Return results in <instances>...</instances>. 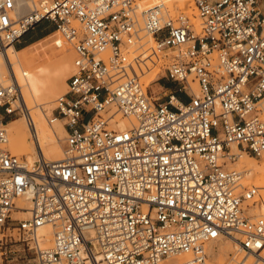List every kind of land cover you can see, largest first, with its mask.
Wrapping results in <instances>:
<instances>
[{"label": "built area", "instance_id": "obj_1", "mask_svg": "<svg viewBox=\"0 0 264 264\" xmlns=\"http://www.w3.org/2000/svg\"><path fill=\"white\" fill-rule=\"evenodd\" d=\"M193 1L200 32L165 5L139 13L135 0H39L24 16L0 0V54L43 22L75 52L51 114L67 132L59 162L11 151L8 120L35 124L14 72L0 84L1 257L18 260L13 228L33 264H210L220 239L237 245L236 264H264V213L253 215L264 187L231 167L264 160V0ZM142 32L156 41L152 57L132 56ZM164 58L159 81L177 86L166 103L141 80Z\"/></svg>", "mask_w": 264, "mask_h": 264}, {"label": "bare ground", "instance_id": "obj_2", "mask_svg": "<svg viewBox=\"0 0 264 264\" xmlns=\"http://www.w3.org/2000/svg\"><path fill=\"white\" fill-rule=\"evenodd\" d=\"M190 2L191 0H157L156 3L154 2L155 4L153 7L160 3H163L168 6L167 8H170V10H172L173 8H175V5L179 3L181 6L187 8V5H189ZM17 5L18 14L20 16H24L26 15L24 12H29L30 8L34 7L35 2L34 0H17ZM197 30L200 31L201 29ZM154 41V38L151 36L147 41L141 44L143 47V51H141L140 55H142L143 57H152L151 55L155 52V49L157 47H155ZM146 45L147 47H144ZM15 48V46L11 45L6 50H3V52L0 54V84L4 86L10 85L14 79V72L18 83L22 88L24 104L29 110L32 120L34 121L35 131H33V129L31 128L29 129L24 116H20L8 122V131L13 133V139L10 143L11 150L19 156L27 157L29 162L35 161L39 156H43V158H45L49 162H59L65 157V149L62 147L61 143L63 139L67 137V132L64 128V123L61 120L51 122L50 119L49 121L46 109L42 108L43 102L41 103V100L43 99L39 98H41L42 94L47 90L48 84H52V86L54 87V83H56L60 79L67 78L68 64L66 63V61H62L59 65V68L57 67V70L53 69L56 70L55 72L51 74L47 73L49 74L48 77L44 76L43 73L34 72L31 74H27L20 60L19 53ZM136 51L140 52L139 49H136ZM133 55L136 54H133L132 51V56ZM153 59L155 58H152L151 61ZM147 65L151 66L150 62H147ZM146 74H148V71L145 72V75ZM192 88L196 90V87H193V85ZM66 92L57 96L56 99L66 94ZM177 101L178 99L175 98V103ZM32 109L36 110L35 113H32ZM17 125L19 126L18 128H12V126ZM24 125L28 129L29 136L31 137L29 141L27 140V134H25L24 136H18L17 134L20 128H22V126ZM128 125L129 123L127 121L120 120L118 128L126 129ZM9 126H11V128H9ZM242 158H245L244 160H242V162L245 163L246 166L241 169L250 171V179H252L256 184L264 186V161L259 163L255 159L247 156H243ZM242 158L239 159V162ZM250 184L253 183L251 182ZM28 206L29 205L26 204L25 206H23V208H28ZM257 214L259 216V212ZM15 217L19 219H26L28 215L26 212H19L15 215ZM40 235L46 237V246L42 248H46L47 245L48 247L51 246V241L53 240L54 235L53 229L49 226L44 227L40 230ZM232 249H234L235 252L239 251L237 245L234 242L226 239H220L218 242L211 244L209 247V252L211 255L210 263L231 264V261L227 263L225 259L228 256V253L232 251ZM179 259L183 261L184 258L181 257Z\"/></svg>", "mask_w": 264, "mask_h": 264}, {"label": "rangeland", "instance_id": "obj_3", "mask_svg": "<svg viewBox=\"0 0 264 264\" xmlns=\"http://www.w3.org/2000/svg\"><path fill=\"white\" fill-rule=\"evenodd\" d=\"M38 1L39 0H34L35 5L37 4ZM156 1L157 0H135V3H136V6L139 8V13H140L146 9L153 8ZM192 3H193V5H192ZM158 5H165V4L160 3ZM165 7H168V6L165 5ZM32 8L33 7H31L30 10ZM185 8L186 7L181 6L178 3L175 5V8H173L170 11H172L171 13H173V14H180V13L185 14L190 19V22L195 26V28H197L199 30L202 29L203 23H202V20L199 16V12L195 6L194 1L191 0L189 5H187V8L186 9ZM24 13L27 14L28 12L26 13V11H25ZM142 27H143V24H142ZM200 31L197 30V32H200ZM141 37H142V40H140L138 43H136L134 45V47L132 48L133 54H136L133 56H137L138 53H139L138 55H140L141 51H143V47L141 44H143L145 41H147L151 37V35L148 34L147 32H142ZM154 44L156 47L157 46L156 41H154ZM18 46H22L27 51L32 52L33 56L29 61L24 60L22 57V62L24 63L27 71H31L32 73H34V72L35 73H43L44 76L48 77L49 74L55 72L59 68V65L62 61H66V63L68 64L67 65L68 66L67 78L66 79H60L59 81L54 83V87L52 86V84H48L47 90L42 94L41 98H39V99H43V100H41V103L43 102L42 108L46 109V113L48 114V119L50 121L52 111L54 110V108L56 106V100H57L56 97L59 96L60 94L65 93L66 89H68L67 81L73 72L72 70H74V64H73L74 59H75L74 49L72 48V46L70 44H67L64 41V38L62 37V35L59 32H57L54 25L50 22H43L42 24L38 25L35 29L30 31L25 36V38L22 40V43L18 44L15 49H17ZM137 47H139V48H137ZM144 47H147V45ZM136 49H139L140 52L136 51ZM161 54L162 55H169L170 57H172L174 55L172 50L162 52ZM168 62H169V60H166L164 58V59H162V61L158 65V67L152 68L150 66V70H148V74L142 76V78H141L142 82L150 90V92L152 93L154 98L159 100L162 103H166L168 101V97L171 95V92L174 91V89H170V88L165 86V84L168 83L169 81H167L166 79L159 81V79L162 78V76H164V74H165L164 70H161L160 66L165 64V63H168ZM53 69H56V70H53ZM47 73H49V74H47ZM192 79H193V77H190V84L193 85V87L194 86L196 87V90L193 89V93L198 96V95H200L199 84L197 81L195 83H193ZM261 105H262L261 107L264 108V101L261 103ZM35 111H36L35 109H32V113H35ZM16 118H18V116L12 117L9 120L11 121V120L16 119ZM15 121H17V120H15ZM18 127H19L18 125L12 126L13 129H16ZM9 128H11V126H9ZM8 134L10 136V143H11V141L13 139V133L8 131ZM17 134H18V136H24L25 134H27V140L28 141L31 138L29 136V131L25 127V125L22 126V128H20V130ZM61 144H62V147L65 149L66 137L63 139ZM10 146H11V144H10ZM10 149H11V147H10ZM244 159L245 158H242L240 160V162L238 161L237 163H235L231 167L236 168V169H241V168L245 167L246 166L245 163L242 162V160H244ZM263 161L264 160L258 161V162L261 163ZM251 182L254 185H258L253 180L249 181L248 183H251ZM262 187H264V186H262ZM256 211L257 212H254L255 216H258V214H257L258 212H259V215L261 213H264V209H263V211H261L260 209L259 210L257 209ZM9 234H11L14 237L12 243H10V246H9V250L11 251L10 255H12V257H15V256L18 257V260H15L14 262H12L11 258H9L7 260L5 257L0 256V264H33L34 259H35L34 251L30 250L22 240H19L20 237H19V233L17 230L14 231L12 228V230L9 231ZM45 244H43V247L46 246ZM47 247H48V245H47ZM242 256H243L242 254H240L239 252H235L234 249H232V251H230L228 253V256L226 257L225 260L227 261V263L231 261L230 262L231 264H236V262L238 260H240L242 258Z\"/></svg>", "mask_w": 264, "mask_h": 264}, {"label": "crops", "instance_id": "obj_4", "mask_svg": "<svg viewBox=\"0 0 264 264\" xmlns=\"http://www.w3.org/2000/svg\"><path fill=\"white\" fill-rule=\"evenodd\" d=\"M25 38V37H24ZM23 38V39H24ZM21 43H22V41H21ZM19 48H23V49H21V50H17L18 51V53H19V57H20V60H21V62H22V57H23V59L24 60H26V61H29L31 58H32V56H33V54H32V52H30V51H27L24 47H22V46H18ZM22 65H23V67H24V70H25V72L26 73H28V74H31L32 72L31 71H27V69H26V67H25V65H24V63L22 62ZM165 86L166 87H168V88H170V89H175L177 86H176V84H174V83H172V82H168V83H166L165 84ZM184 93H179L178 94V98L180 99V100H182V101H184V102H188L190 99L185 95Z\"/></svg>", "mask_w": 264, "mask_h": 264}, {"label": "trees", "instance_id": "obj_5", "mask_svg": "<svg viewBox=\"0 0 264 264\" xmlns=\"http://www.w3.org/2000/svg\"><path fill=\"white\" fill-rule=\"evenodd\" d=\"M18 49L21 50V49H23V48H19V47H17V50H18ZM9 121H10V120H8V122H9Z\"/></svg>", "mask_w": 264, "mask_h": 264}]
</instances>
